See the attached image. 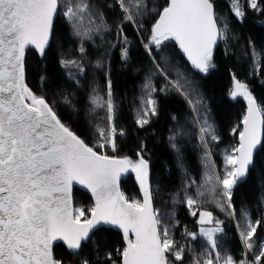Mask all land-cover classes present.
I'll list each match as a JSON object with an SVG mask.
<instances>
[{
  "label": "snow or ice",
  "instance_id": "1",
  "mask_svg": "<svg viewBox=\"0 0 264 264\" xmlns=\"http://www.w3.org/2000/svg\"><path fill=\"white\" fill-rule=\"evenodd\" d=\"M225 2L239 23L249 9L264 14V0ZM106 7H118L121 13L111 24L95 0H0V264H73L54 254L59 244L79 264H93L85 246L96 245L97 232L109 228L122 233L124 246L115 250V257L106 253V264H185L186 260L187 264H264V238L257 235L264 226V213L253 220L249 209L241 207L238 212L233 203L236 189L257 169V157L264 156V103L232 74L229 96L242 98L246 111L232 128L238 143L223 150L222 164L217 165L213 145L220 137L205 98L195 77L166 52L174 42L192 72L209 74L216 68V50L223 44L227 54L229 39H237L228 15L217 10V0H114ZM61 20L78 41L79 53L78 58L61 57L65 75L77 86L88 67L103 71L105 77L103 90L93 81L86 96L91 144L62 119L55 99L50 101L27 82L29 51L46 59L58 41ZM149 20L154 22L146 28ZM129 25L151 62L137 98L136 125L144 128L159 115L161 96L181 97L189 112L168 137L183 180L171 194L167 211L154 206L159 189L153 186L144 144L135 160L115 155L118 139L126 131L118 124L120 103L111 79L110 50L119 47L121 62L125 66L131 62L133 44L125 31ZM105 35H114V40L105 41ZM97 36L107 50L92 63L85 43ZM248 43L250 75L258 74L264 70V50H257L251 40ZM39 81L46 85L48 77L42 74ZM73 95L61 94L60 102L79 115ZM171 119L178 120L175 115ZM184 138H195L200 150L199 179L185 166L180 143ZM130 172L142 199L130 200L121 191V178ZM75 186L91 194V206L74 201ZM179 206L194 218L196 231L177 219ZM229 221L242 247L239 259L226 246ZM177 228L180 239L175 238ZM95 264H100L98 255Z\"/></svg>",
  "mask_w": 264,
  "mask_h": 264
},
{
  "label": "trees",
  "instance_id": "2",
  "mask_svg": "<svg viewBox=\"0 0 264 264\" xmlns=\"http://www.w3.org/2000/svg\"><path fill=\"white\" fill-rule=\"evenodd\" d=\"M95 2L105 11L110 24L121 15L118 7L113 10L106 7L107 4H114V0H95ZM217 10L221 14L228 15L237 39H229L227 54H225V45L223 44L216 50L214 61L216 68L214 70L207 75L192 72L185 57L174 42L169 43L166 52L176 63L187 69L189 75L195 77L196 85L204 96L209 109L210 120L214 123L220 137V141L214 144L213 148L216 153L214 159L217 165H221L223 150L238 143V136L232 133V128L239 124L245 113L244 100L242 98L233 100L229 96L232 88V74L235 73L238 79L246 82L258 101L264 103V70H260L258 74L250 75L252 59L249 54L251 46L248 43L251 40L257 50H264V14L249 9L243 23H239L229 12L225 0H217ZM152 22L154 21H147L145 27L150 28ZM125 31L133 44L131 62L127 66L121 62L119 47L110 50L111 79L120 103L118 124L126 131V135L118 139L119 150L115 155H126L135 159L141 143L144 144L145 158L150 161L151 180L153 186L159 189V194L154 200V206L167 211L170 206L171 194L180 189L183 180V174L176 166L175 153L169 146L168 137L178 123L184 124V118L189 115V112L181 97L176 95L161 96L159 97V115L154 117L152 122L144 128L136 125L134 112L138 106L137 98L140 95V86L144 75L151 67V62L133 28L130 25L126 26ZM141 35L146 40L148 33L144 32ZM104 40L112 41L114 35H105ZM77 47L78 41L70 35L66 22L61 20L58 25V41L51 46L46 59L41 60L35 50L29 51L27 82L34 91L46 93L50 101L55 99L62 119L71 123L77 134L91 144L94 137L92 129L87 123L86 96L91 90L93 81L103 90L105 77L103 71L88 67L87 76L81 78L80 85L77 86L65 75L66 70L60 66L59 61L62 56L67 59L78 58ZM85 48L87 49L88 61L94 63L107 50V44L103 43L97 36L94 42H86ZM157 58L159 59V57ZM42 74L48 77L47 84L43 86L39 81ZM157 83H162V81ZM64 93H74L73 102L77 105L79 115L68 111L61 104L60 97ZM173 115L177 116V121L171 119ZM70 117L71 119H69ZM190 131L195 132L194 129H190ZM180 143L185 154V166L193 176L199 179L201 173L199 157L201 153L196 146L195 138L191 140L184 138ZM105 151L109 155H113L110 150L106 149ZM120 188L130 200L133 198L141 199L132 174L121 178ZM73 199L80 206L87 207L92 204L89 194L77 187H74ZM233 203L238 212L241 207L249 209L253 220L264 213V156L257 157V169L252 171L246 183L241 184L236 189ZM212 210L220 219H226L219 210ZM177 219L181 221L182 225H188L190 230L196 231L194 218L187 214V210L183 206L178 207ZM228 223L229 227L226 231L229 239L226 241V246L239 259L242 247L236 235L235 227L231 225L230 221ZM257 235L259 238H264V226L258 228ZM175 238L180 239V228L176 229ZM123 246L121 233L109 228L97 232L96 245L85 246L84 251L88 258L93 261V264H95L97 255L100 264H106L105 254L112 252L115 257V250ZM195 247L197 251H200L199 242L195 244ZM54 254L57 258H63L66 261L72 260L73 264H79L78 260L69 256L62 244L54 246ZM249 258L251 259V257ZM185 264H187V260Z\"/></svg>",
  "mask_w": 264,
  "mask_h": 264
},
{
  "label": "water",
  "instance_id": "3",
  "mask_svg": "<svg viewBox=\"0 0 264 264\" xmlns=\"http://www.w3.org/2000/svg\"><path fill=\"white\" fill-rule=\"evenodd\" d=\"M232 87H233V80H232ZM244 104H245V111H246V102H245V101H244ZM128 174H132L133 179H134V182L136 183V185H137V187H138V189H139V185H138V182H137L136 179H135V175H134V173H131V172H130V173H128ZM128 174H126L125 176H127ZM125 176H123L122 178H124ZM75 187H77V188H79V189H81V190L87 192V193L89 194V196H90L92 202H93V198L91 197V194H90L88 191L82 189L80 186H75ZM139 193H140V196H141V199H142V193H141L140 189H139ZM117 231H118V230H117ZM119 232H120V231H119ZM120 233H121V232H120ZM121 235H122V233H121ZM122 239H123V236H122ZM123 243H124V241H123Z\"/></svg>",
  "mask_w": 264,
  "mask_h": 264
},
{
  "label": "rangeland",
  "instance_id": "4",
  "mask_svg": "<svg viewBox=\"0 0 264 264\" xmlns=\"http://www.w3.org/2000/svg\"><path fill=\"white\" fill-rule=\"evenodd\" d=\"M135 159H137V158H135ZM135 159H133V160H135ZM141 197V196H140Z\"/></svg>",
  "mask_w": 264,
  "mask_h": 264
}]
</instances>
